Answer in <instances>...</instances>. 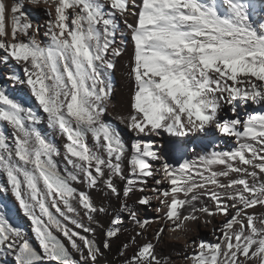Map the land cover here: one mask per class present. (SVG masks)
<instances>
[{
  "label": "snow or ice",
  "instance_id": "snow-or-ice-1",
  "mask_svg": "<svg viewBox=\"0 0 264 264\" xmlns=\"http://www.w3.org/2000/svg\"><path fill=\"white\" fill-rule=\"evenodd\" d=\"M0 195V264H264V0H0Z\"/></svg>",
  "mask_w": 264,
  "mask_h": 264
},
{
  "label": "bare ground",
  "instance_id": "bare-ground-1",
  "mask_svg": "<svg viewBox=\"0 0 264 264\" xmlns=\"http://www.w3.org/2000/svg\"><path fill=\"white\" fill-rule=\"evenodd\" d=\"M127 60H128V56L125 55L121 59V62L118 64L117 71H116L115 76H114L115 94L113 96L112 103L115 105H118V106H122L125 104V102L127 101V98H128V94H129V84H128V80L126 78L127 68L125 67ZM12 94L14 96H16L17 98L24 96V93L20 92V91H14V92H12ZM254 107L255 106H252V108L245 109L243 111H244V113H246L248 111L253 110ZM106 119H110V117H106ZM120 127H123V126H120ZM124 138L126 141L129 139L128 136H125ZM165 142H167L166 137H165ZM186 143H188L189 149L195 148V153H193L191 151L186 153L188 158H191L193 155L202 152L204 150V146L207 144L206 141L201 142L199 139L191 138V137L188 138ZM214 143H215V141H214ZM232 146H233V140L229 139V138H224L223 142L220 144L221 148H224V147L230 148ZM207 147L210 148L211 145H207ZM2 206H7L8 217L14 225L25 226V227L27 226L28 222L13 207V205L11 203V197H4L3 195H0V207H2ZM216 220L219 221L220 217H217ZM188 236L191 237L192 239H196L197 237H201V238L209 239V240L212 239L210 229L205 228L203 225H197L195 227L194 231L188 233ZM123 239H124V237L122 236L121 240H123ZM183 245H184V238L183 237H181L180 239H171L168 236H166L165 242L160 246V248L158 250L162 254L168 255V254L174 253L175 251L180 250L183 247ZM114 247H115V244H114ZM111 255H114V253H112ZM9 264H11L10 258H9ZM177 264H181V262L177 261Z\"/></svg>",
  "mask_w": 264,
  "mask_h": 264
}]
</instances>
